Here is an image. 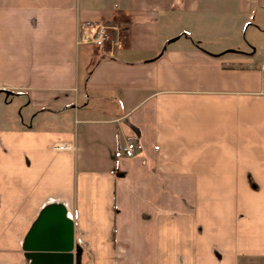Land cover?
<instances>
[{
  "label": "crops",
  "instance_id": "crops-1",
  "mask_svg": "<svg viewBox=\"0 0 264 264\" xmlns=\"http://www.w3.org/2000/svg\"><path fill=\"white\" fill-rule=\"evenodd\" d=\"M220 1L0 0V91L27 112L0 128V254L27 264L26 234L59 203L80 264L161 262L218 235L264 258V55L196 30ZM238 1L258 40L256 0ZM98 24L103 47L76 45Z\"/></svg>",
  "mask_w": 264,
  "mask_h": 264
},
{
  "label": "rangeland",
  "instance_id": "rangeland-1",
  "mask_svg": "<svg viewBox=\"0 0 264 264\" xmlns=\"http://www.w3.org/2000/svg\"><path fill=\"white\" fill-rule=\"evenodd\" d=\"M264 0H256L255 6L256 9L252 16H250L248 23L264 24V21L260 18V3H263ZM214 13H218L216 16H208L197 19L196 30L203 32L207 38L213 36V41L217 45H223L226 42H238L241 43V49L243 51H253L258 49L257 58L264 55V48H261V41H264V34L260 35L258 40H254L252 37L253 29L248 28L245 31V15H243V10L241 3L238 0H223L219 3H215L211 8ZM179 24L182 22L179 21ZM183 24V23H182ZM254 41L253 43L258 45L260 48H246L247 41ZM16 97L6 98L4 93H0V128L4 126H14L16 122L21 121V119L26 122V110L23 108L22 104H26L23 100ZM24 102V103H23ZM74 121V118H72ZM216 200V199H215ZM213 201V200H212ZM206 231V228L204 229ZM219 232V229L217 230ZM221 232V231H220ZM207 231L204 233L203 237L207 236ZM219 240H215V239ZM214 237V240H208L207 243H204L198 246L197 253L191 254L188 252L187 245L183 244L178 247L168 245L167 247V256L166 259L161 262H152L153 264H264V258H260V255L254 253L257 252L261 247L260 245L253 242H249L245 245H227L223 243L220 236ZM206 241V239H203ZM211 243H213L216 248L214 251H211ZM212 244V245H213ZM194 248V246H192ZM219 248V251L217 250ZM236 251V255L234 252ZM188 252V253H187ZM214 252V254H213ZM217 252L221 255H217ZM182 257L183 260L179 261L178 257ZM220 256V258L218 257ZM19 257L13 253L0 254V264H20ZM148 261H143L142 264H148Z\"/></svg>",
  "mask_w": 264,
  "mask_h": 264
},
{
  "label": "water",
  "instance_id": "water-1",
  "mask_svg": "<svg viewBox=\"0 0 264 264\" xmlns=\"http://www.w3.org/2000/svg\"><path fill=\"white\" fill-rule=\"evenodd\" d=\"M22 250L27 264L81 263L82 249L75 244L74 224L62 204L52 203L40 211L24 238Z\"/></svg>",
  "mask_w": 264,
  "mask_h": 264
},
{
  "label": "built area",
  "instance_id": "built-area-1",
  "mask_svg": "<svg viewBox=\"0 0 264 264\" xmlns=\"http://www.w3.org/2000/svg\"><path fill=\"white\" fill-rule=\"evenodd\" d=\"M110 27L98 24L87 27L80 35L76 41V45H86L93 48H101L103 47L109 39ZM260 69L264 71V58L261 61ZM65 145H56L54 150H63L66 149ZM122 152L125 157L130 158L134 155L135 152V144L133 142H127L122 147Z\"/></svg>",
  "mask_w": 264,
  "mask_h": 264
}]
</instances>
